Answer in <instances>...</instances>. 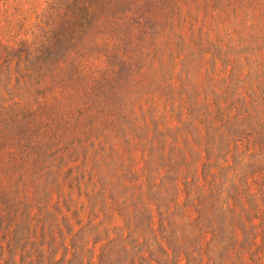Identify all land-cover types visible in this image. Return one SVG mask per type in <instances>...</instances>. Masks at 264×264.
Here are the masks:
<instances>
[{
    "label": "trees",
    "instance_id": "1",
    "mask_svg": "<svg viewBox=\"0 0 264 264\" xmlns=\"http://www.w3.org/2000/svg\"><path fill=\"white\" fill-rule=\"evenodd\" d=\"M22 1L0 264H264V0Z\"/></svg>",
    "mask_w": 264,
    "mask_h": 264
},
{
    "label": "rangeland",
    "instance_id": "2",
    "mask_svg": "<svg viewBox=\"0 0 264 264\" xmlns=\"http://www.w3.org/2000/svg\"><path fill=\"white\" fill-rule=\"evenodd\" d=\"M18 1V0H17ZM20 1V0H19ZM48 1V0H23L22 3H20L18 5V8H21L25 13H27L28 15H30V9L31 8H35L37 6H40V5H44V3ZM17 2L13 3L14 5L16 4ZM21 23H22V19H21ZM4 25V24H3ZM7 26V24H6Z\"/></svg>",
    "mask_w": 264,
    "mask_h": 264
}]
</instances>
